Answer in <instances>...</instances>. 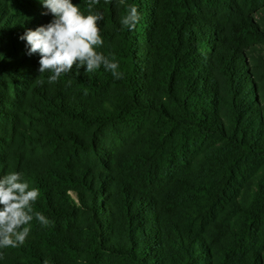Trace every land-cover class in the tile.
Wrapping results in <instances>:
<instances>
[{
    "label": "trees",
    "instance_id": "obj_1",
    "mask_svg": "<svg viewBox=\"0 0 264 264\" xmlns=\"http://www.w3.org/2000/svg\"><path fill=\"white\" fill-rule=\"evenodd\" d=\"M94 10L121 78L49 84L20 39L43 0H0V176L22 172L50 221L0 264H264V0Z\"/></svg>",
    "mask_w": 264,
    "mask_h": 264
},
{
    "label": "clouds",
    "instance_id": "obj_2",
    "mask_svg": "<svg viewBox=\"0 0 264 264\" xmlns=\"http://www.w3.org/2000/svg\"><path fill=\"white\" fill-rule=\"evenodd\" d=\"M45 14H51L52 19L45 25L28 29L20 37L26 40L28 54L39 53V75L49 72V84L55 83L62 74L85 67V73H92L101 66L120 79L119 64L109 56L98 52L95 46L103 45L99 21L103 13L96 11L99 0H89L87 15L81 12L79 4L73 0H43ZM140 16L136 7L129 10L121 19V24L134 29ZM41 84L43 80L39 81ZM39 197V189L30 187L24 174L11 171L0 176V249L22 246L29 236L28 226L35 218L47 226L50 221L41 212L34 211L33 205ZM4 258L0 252V259ZM44 264H48L45 260Z\"/></svg>",
    "mask_w": 264,
    "mask_h": 264
}]
</instances>
